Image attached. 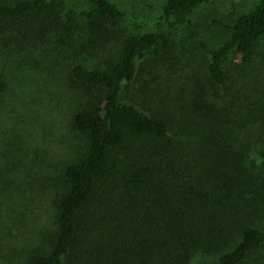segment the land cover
<instances>
[{"label": "trees", "instance_id": "obj_1", "mask_svg": "<svg viewBox=\"0 0 264 264\" xmlns=\"http://www.w3.org/2000/svg\"><path fill=\"white\" fill-rule=\"evenodd\" d=\"M208 1L163 0L161 14L179 27ZM125 17L111 0H0L6 78L12 61L70 59L71 83L86 90L69 117L79 152L58 180L42 158L26 172L45 218L15 243L1 235L20 222L21 202L0 212V264H264V84L250 91L232 76L264 48V0L230 23L212 19L228 31L205 68L215 89L186 100L130 88L170 39L125 32ZM95 47L104 51L89 64L82 53Z\"/></svg>", "mask_w": 264, "mask_h": 264}, {"label": "rangeland", "instance_id": "obj_2", "mask_svg": "<svg viewBox=\"0 0 264 264\" xmlns=\"http://www.w3.org/2000/svg\"><path fill=\"white\" fill-rule=\"evenodd\" d=\"M111 1L125 11L123 31L140 33L161 29L170 39L167 56L158 63L142 64L130 88L143 90L141 87H146V96L153 91L161 95L178 93L186 100L215 89L205 68L210 50L227 38L228 31L213 24L212 19L230 23L249 11L258 0H209L193 10L184 25L175 28L170 27L161 14L163 0ZM103 51L97 49L82 54H90L87 63L92 64ZM3 61L6 63L5 59ZM68 61L70 59L59 58L47 69L42 68L43 64L23 65L20 60L12 61L14 73L8 78L7 70H0L3 81L0 83V199L6 190H13L18 196L17 201L4 198L0 212L10 213L6 208L21 202L15 212L20 222L11 227L7 235L1 236L15 243L22 242L37 221L45 218L42 204L47 205L46 197L34 192L36 184L32 187L24 181L29 179L26 172H30V160L42 158L44 167L58 180L60 167L74 158L79 152L78 145L82 144L81 137L70 129L69 117L86 90L71 83L65 64ZM232 76L242 79L250 91L264 84V48L250 65L243 66ZM129 96L127 98L132 99ZM132 100L138 101L142 111L149 110L148 99L133 97Z\"/></svg>", "mask_w": 264, "mask_h": 264}]
</instances>
